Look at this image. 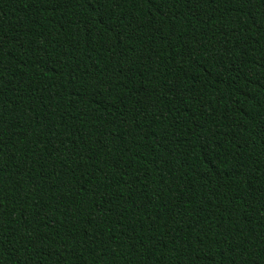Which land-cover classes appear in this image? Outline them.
<instances>
[{
	"label": "trees",
	"instance_id": "16d2710c",
	"mask_svg": "<svg viewBox=\"0 0 264 264\" xmlns=\"http://www.w3.org/2000/svg\"><path fill=\"white\" fill-rule=\"evenodd\" d=\"M0 264H264V0H0Z\"/></svg>",
	"mask_w": 264,
	"mask_h": 264
}]
</instances>
